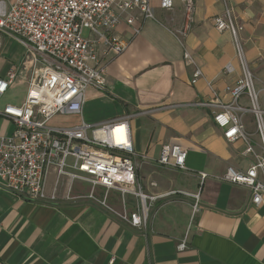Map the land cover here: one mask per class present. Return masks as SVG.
<instances>
[{
  "label": "crops",
  "instance_id": "obj_1",
  "mask_svg": "<svg viewBox=\"0 0 264 264\" xmlns=\"http://www.w3.org/2000/svg\"><path fill=\"white\" fill-rule=\"evenodd\" d=\"M153 7L156 21H145L138 36L124 23L114 29L112 35L129 44L118 56H101L104 90L88 88L81 115L51 123L69 127L130 118L138 183L144 195L158 198L146 229L131 228L87 199L63 200L62 187L61 198L50 205L28 203L0 190V264H264V198L254 206L247 188L219 179L228 167H249V159L241 156L243 144L226 142L212 110L195 105L214 100L208 83L219 99L228 101L225 89L241 76L229 32L215 28V18L227 7L243 27L245 60L264 109V0H194L190 21L181 0H174L170 11L155 2ZM179 40L203 72L194 85ZM36 56L0 32V78L14 74L0 98V111L24 102L33 69L42 67L34 66ZM227 64L233 68L229 75L223 74ZM245 125L253 134L251 116L245 117ZM14 128L0 117V136L11 135ZM165 145L187 152L185 171L157 164ZM199 172L208 174L202 186ZM54 177L51 173L47 178V193ZM88 191L73 184L72 195ZM110 195L107 204L117 213L136 206L128 196L124 209L119 194ZM182 241L187 248L178 252Z\"/></svg>",
  "mask_w": 264,
  "mask_h": 264
},
{
  "label": "built area",
  "instance_id": "obj_2",
  "mask_svg": "<svg viewBox=\"0 0 264 264\" xmlns=\"http://www.w3.org/2000/svg\"><path fill=\"white\" fill-rule=\"evenodd\" d=\"M164 11L173 8L174 0H0V32L33 50L37 56L24 102L6 105L0 117L14 124L9 136H0V190L22 201L50 205L56 203L60 187L62 199H87L115 214L131 228L145 230L149 211L158 198L143 194L136 175L135 152L130 118L111 119L99 124L61 127L51 124L54 118L79 116L88 88L104 90L105 67L101 56L112 52L118 56L128 46L114 29L121 23L138 36L147 20L156 21L153 3ZM186 19L191 20L194 0H181ZM218 32H229L241 76L225 89L229 100L219 99L211 84L214 100L197 102L210 108L215 126L228 143L242 142L241 156L250 161L246 170L228 167L219 178L223 182L247 188L251 204L259 206L264 198V109L259 91L245 60L240 37L243 27L231 10L225 7L215 18ZM84 32H88L86 36ZM179 43L183 47L182 41ZM183 60L192 67L191 84L203 78L202 70L183 47ZM227 64L223 74H231ZM14 74L0 78V98L6 94ZM251 116L254 133L246 131L245 117ZM256 137V139H253ZM187 152L177 145L162 146L156 160L161 167L185 171ZM54 173L50 193L46 191L48 176ZM200 186L208 178L197 173ZM89 188L87 195H72L73 184ZM103 192L98 195V192ZM117 192L125 209L126 197L136 201L132 211L117 213L107 204L110 192ZM197 201L198 195L194 196ZM193 210L197 211V205ZM187 248L182 241L177 251Z\"/></svg>",
  "mask_w": 264,
  "mask_h": 264
},
{
  "label": "rangeland",
  "instance_id": "obj_3",
  "mask_svg": "<svg viewBox=\"0 0 264 264\" xmlns=\"http://www.w3.org/2000/svg\"><path fill=\"white\" fill-rule=\"evenodd\" d=\"M84 34H85V32H84ZM251 73H252V72H251ZM59 122H60V121H58V120H54V121H52L51 123H56V124H57V123H59ZM252 123H253V122H252ZM253 125H254V124H253ZM198 191H199V190H198ZM102 194H103V192H101V191L98 192V195H99V196L102 195ZM110 196H111V195H110V193H109L107 199H108ZM128 200H129L130 202H132L130 198H129ZM150 211H151V209H150ZM150 211H149V215H148V220H149V217H150ZM147 223H148V221H147Z\"/></svg>",
  "mask_w": 264,
  "mask_h": 264
}]
</instances>
